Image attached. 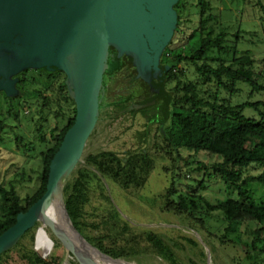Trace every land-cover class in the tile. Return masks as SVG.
Masks as SVG:
<instances>
[{
  "label": "trees",
  "instance_id": "16d2710c",
  "mask_svg": "<svg viewBox=\"0 0 264 264\" xmlns=\"http://www.w3.org/2000/svg\"><path fill=\"white\" fill-rule=\"evenodd\" d=\"M257 2L264 13V0ZM197 3L198 23L194 28L187 29L189 34L186 37L182 21L184 1L178 0L174 6L177 23L170 42L159 58L163 70L160 74L139 76L131 56L118 53L114 48L109 49L110 68L103 78L98 121L104 116L116 121L125 115L142 114L151 124L157 125L159 142L154 143L155 149L172 162L175 157L184 159L181 157L184 152L187 157L194 159L185 161L187 165L195 161L196 171L205 170L202 177L191 180L187 188L178 189V183L186 178L180 174V168H176L177 173L173 174L163 211L192 221L210 239L221 245L242 244L245 248L244 264H264V203L256 204L249 193L251 184L264 185V102L235 105L230 101L238 92L236 86L239 83L251 87L253 92H264V86L254 80L257 75L246 67L253 62L247 55L249 52L238 51V40L229 45V35L220 26L219 17L213 14L210 2L197 0ZM179 37L182 43L175 44L174 40ZM261 64L264 70V60ZM189 69L193 80L186 75ZM30 72L36 77L29 78ZM120 77L128 80L127 91L115 95L109 110L103 111L107 87L115 84ZM13 78L18 80V97L8 98L0 92L9 101L41 99V114L44 109L51 108L53 103L60 106L61 102H66L68 114L67 117L65 113L55 114L56 123L49 129L48 136L42 135L44 125L40 124L37 129L39 136L35 142H24L23 137L15 136L16 147L24 156H31L32 166L28 175L23 168L20 172H15L13 178L19 185L36 180L38 186L32 194L22 197L16 183H0V235L15 223L19 213H25L44 194L51 159L75 118L74 103L67 93L65 75L62 72L46 73L24 69ZM38 78H44L45 83L40 84ZM34 84L39 87L31 90L30 87ZM54 85L57 86L59 99L43 97L42 91H51ZM225 92L228 98L222 97ZM245 109H252L258 114V118L243 116ZM11 110L10 106L7 113L10 114ZM5 120V117L0 116V143L3 142L1 135L6 129ZM146 135H149L148 131ZM199 155L211 161L209 168L198 161ZM83 161L84 163L77 165L63 187L65 208L77 231L86 228L82 218L88 203V190L94 179L98 183H101L100 178L110 180L125 192L140 191L155 167L154 160L144 148L126 151L122 156L112 151H100L85 155ZM255 170L260 172L255 174ZM212 178L220 180L228 193L236 191V197L228 196L215 203L204 199L200 192L206 189L208 179ZM244 225V231L240 232ZM39 226L37 223L23 234L14 247L1 254L0 264H6L9 253L16 250L22 263L56 264L52 259L42 258L49 255L53 241L47 230ZM38 227L34 237V231ZM245 235L250 237L249 241L243 239ZM83 238L103 254L123 260L115 262L134 264L127 259L133 250L124 247L109 249L103 245L102 238ZM147 240L153 252L163 255L170 264H180L161 236L149 233ZM187 242L192 243L190 240ZM73 257L83 264L75 255Z\"/></svg>",
  "mask_w": 264,
  "mask_h": 264
},
{
  "label": "rangeland",
  "instance_id": "374dc122",
  "mask_svg": "<svg viewBox=\"0 0 264 264\" xmlns=\"http://www.w3.org/2000/svg\"><path fill=\"white\" fill-rule=\"evenodd\" d=\"M183 1L182 21L186 37L189 34L187 29L194 28L198 23V3L197 0ZM208 1L213 14L220 19V26L222 25L229 35L227 36L229 45L232 41L238 40L236 41L238 51L249 52L247 55L253 62L247 64L246 67L257 75V77L254 76V80L264 86V70L261 64L264 60V13L257 0ZM236 35H238L237 39ZM174 42L181 44L182 39L176 38ZM191 72L190 69L187 70L186 75L193 80ZM28 76L29 78L36 77L33 72L28 73ZM42 76L46 78L45 75L42 74ZM44 78H38L37 81L43 84L45 83ZM125 84L124 78L120 77L115 84L108 85L104 96L106 106L103 111L109 110L108 107L115 95L125 93ZM38 87L34 84L30 88L34 90ZM56 87L54 85L51 91L43 90L42 96L58 100L59 92ZM236 88L238 92L230 99L232 104L264 102V92H253L251 87L240 83ZM2 93L0 94V116L6 118V129L1 135L3 142L0 143V183L11 181L17 184L18 181L13 178L15 172H20L25 168V173L28 175L32 161L31 156H24L16 147L15 136L23 137L24 142H35L39 136L37 129L40 124L44 125L42 135L48 136L49 129L56 123L55 114L65 113L67 117L68 106L66 102H61L60 106L53 103L51 108L44 109L41 114V99L29 98L19 99V101L14 99L12 102ZM222 97L228 98L226 92ZM10 106L12 110L8 114ZM15 113H17L16 116ZM243 116L258 118V114L252 109H245ZM156 130L157 125L151 124L142 114L125 115L116 121H111L107 116L100 118L87 143L83 157L100 151H112L122 156L126 151L144 148L154 160L155 167L140 191L125 192L110 180L100 178L101 183H98L94 179L88 190V203L85 205L82 218L86 228L83 230L81 228L77 232L83 237L102 238L103 245L109 249L124 247L130 251L133 250L127 259L134 264H170L163 255L152 251V246L147 240L149 233L161 236L164 242L169 244L175 254V260L180 264H244L245 248L242 244L221 245L210 239L192 221L163 211L162 207L176 168H180V174L185 175L186 178L185 181L178 183V189L187 188L191 180H198L205 170L196 171L195 161L187 165L185 161L190 162L194 159L187 157L188 155L184 152L181 153L184 159L180 160L175 157V161L172 162L155 149L154 143L159 142ZM146 131H148V136ZM197 159L205 163L206 168L210 167L209 159L202 155L197 156ZM82 162L84 163L83 158ZM254 172L258 174L260 170ZM37 186L35 180L22 185L17 184L16 188L20 196L24 197L26 194H32ZM249 193L256 204L264 203V185L251 184ZM200 195L211 203H215L217 200H225L228 196L236 197V191L228 193L220 180L212 178L208 179L206 189L201 191ZM40 226L42 227L41 224ZM39 227L34 231V237ZM245 227L244 225L240 228V232H243ZM47 233L53 241V246L49 255L44 259H52L56 264H80L50 232L47 231ZM243 239L249 241L250 237L245 235ZM262 239L264 240V233ZM36 253L42 257L40 253ZM6 262V264H25L20 261L17 250L9 253Z\"/></svg>",
  "mask_w": 264,
  "mask_h": 264
},
{
  "label": "water",
  "instance_id": "95a60500",
  "mask_svg": "<svg viewBox=\"0 0 264 264\" xmlns=\"http://www.w3.org/2000/svg\"><path fill=\"white\" fill-rule=\"evenodd\" d=\"M177 3L178 0H0V92L8 98L18 96V80L13 76L24 69L62 72L75 107L73 125L49 164L44 194L0 235V255L37 223L60 242L50 224L46 226L47 208L54 203L72 230L91 246L72 225L63 187L77 165L83 163V153L98 123L103 78L110 68L109 49L131 56L139 76L160 74L163 70L159 58L173 36ZM100 253L112 261H123Z\"/></svg>",
  "mask_w": 264,
  "mask_h": 264
},
{
  "label": "bare ground",
  "instance_id": "6f19581e",
  "mask_svg": "<svg viewBox=\"0 0 264 264\" xmlns=\"http://www.w3.org/2000/svg\"><path fill=\"white\" fill-rule=\"evenodd\" d=\"M47 218L46 226L50 224L67 251L75 255L83 264H125L106 258L81 239L69 226L57 204L54 203L47 208ZM42 227L45 229L43 225Z\"/></svg>",
  "mask_w": 264,
  "mask_h": 264
},
{
  "label": "flooded vegetation",
  "instance_id": "af4514ba",
  "mask_svg": "<svg viewBox=\"0 0 264 264\" xmlns=\"http://www.w3.org/2000/svg\"><path fill=\"white\" fill-rule=\"evenodd\" d=\"M124 80H125V79H124ZM127 81H128V80H125V82H126V84H125V85H126V86H125V92L127 91V90H126V88H127V84H128Z\"/></svg>",
  "mask_w": 264,
  "mask_h": 264
}]
</instances>
